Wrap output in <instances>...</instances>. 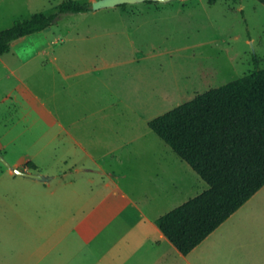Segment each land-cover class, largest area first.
Returning <instances> with one entry per match:
<instances>
[{"label": "rangeland", "instance_id": "1", "mask_svg": "<svg viewBox=\"0 0 264 264\" xmlns=\"http://www.w3.org/2000/svg\"><path fill=\"white\" fill-rule=\"evenodd\" d=\"M63 1L0 0V30L37 12L55 13ZM238 4L235 0H145L68 12L45 30L16 40L11 52L0 54V264H35L34 253L39 255L41 244L44 252L64 250L41 241L35 232L42 225L44 237L49 238L56 230L57 213L39 194L46 185L15 172V168L36 170L31 164L48 169L54 160L74 155L66 131L61 132L62 126L30 92L44 97L65 123L75 121L81 138H139L140 143L118 150L123 163L117 164L122 174L115 183L149 214L150 194L160 191V199L162 193L166 196L161 208L165 211L209 187L190 165L184 172L171 168L170 176L160 164L155 168L165 175L157 178L169 180L170 186L165 183L162 190L151 186L153 154L178 155L147 120L258 66L264 68V18L259 16V5L245 0V10H240ZM58 55L71 59L74 71L81 73L66 79L52 68H42ZM53 90L59 92L55 103L47 98ZM52 133L58 136L52 139ZM172 180L179 185L178 194ZM84 182L91 193L103 188L98 181ZM234 243H228L227 254L217 257L215 264H247L242 252L249 248ZM78 245L74 243L71 253Z\"/></svg>", "mask_w": 264, "mask_h": 264}, {"label": "crops", "instance_id": "2", "mask_svg": "<svg viewBox=\"0 0 264 264\" xmlns=\"http://www.w3.org/2000/svg\"><path fill=\"white\" fill-rule=\"evenodd\" d=\"M235 1L239 3L240 10H245V0ZM256 2L259 5L257 8L259 16L264 18V0H256ZM61 57L62 55L53 56L50 64L41 65L42 68H52L66 79L81 73V70L74 71L76 66L71 59H61ZM32 59H27L25 62ZM30 94L62 126L61 132L66 131L70 139L69 148H73L74 152L73 156L68 154L65 159L54 160V165L48 169L36 166L37 169L34 171L26 170L40 172L45 176V179L41 180L46 187L39 194L43 196L44 203L51 204L58 216V220H53L55 223L52 222L56 230L52 232L51 237H44L42 225L35 227V232H38L41 241H49L53 243V247L64 249L57 250L55 253L48 250L44 252L41 244L38 249L39 255L34 253L35 264H215L217 257L227 254L224 248L233 240L239 248H249V252H242L243 262L246 260L247 264H264V186L202 243L190 253L184 254L156 221L159 216L180 204L161 211L162 204L167 201L163 193V197L159 198L161 193L158 191L159 195L150 194L149 214L121 185L115 183V178L122 174L117 164L123 163V156L118 153V150L120 147L140 143L139 138L125 141L121 140V137L115 138L114 135L110 139L81 138L75 132V121L65 123L57 110L50 107L44 97L31 92ZM58 94L57 90H53L47 98L55 103ZM120 100L122 102L124 98L120 97ZM149 122L150 119L147 120L148 125ZM57 134L52 133V139ZM105 148H107L106 151ZM159 164L164 173L169 172L171 168L174 172H184L183 170L189 169L187 165H190L180 155L162 157L153 154L150 158V171L153 174L150 176L155 178L151 186L159 187L161 190L165 183H169L170 186V181L157 178L164 174L160 172V169L155 168ZM165 164L166 168L163 167ZM169 173L171 176V172ZM85 180L98 181L103 188L93 193L88 192L85 189ZM55 182L63 183L60 187L54 186ZM172 182V187L178 189V194L179 185L173 180ZM110 195L114 197H109ZM122 199L125 200L123 203H126L124 206L120 204ZM108 200L110 201L109 211L107 210ZM76 228L77 236L74 235ZM75 242L80 244L78 245L80 248L71 253Z\"/></svg>", "mask_w": 264, "mask_h": 264}, {"label": "trees", "instance_id": "3", "mask_svg": "<svg viewBox=\"0 0 264 264\" xmlns=\"http://www.w3.org/2000/svg\"><path fill=\"white\" fill-rule=\"evenodd\" d=\"M92 9V1L64 0L55 13L17 19L0 30V54L16 39L54 25L64 13ZM149 125L209 184L156 220L188 254L264 186V68L198 93Z\"/></svg>", "mask_w": 264, "mask_h": 264}, {"label": "water", "instance_id": "4", "mask_svg": "<svg viewBox=\"0 0 264 264\" xmlns=\"http://www.w3.org/2000/svg\"><path fill=\"white\" fill-rule=\"evenodd\" d=\"M140 1H145V0H94L93 8L98 9L102 7H114L120 4L135 3V2H140ZM155 1H168V0H155ZM15 172L19 174H23V175H29L32 177H36L39 179H45V176L39 172H29L21 168H15Z\"/></svg>", "mask_w": 264, "mask_h": 264}]
</instances>
